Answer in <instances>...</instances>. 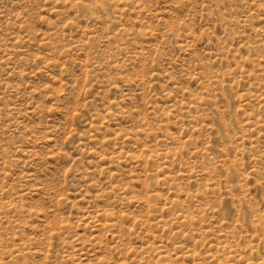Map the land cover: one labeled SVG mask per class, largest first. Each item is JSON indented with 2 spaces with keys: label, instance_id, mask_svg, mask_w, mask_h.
<instances>
[{
  "label": "rangeland",
  "instance_id": "rangeland-1",
  "mask_svg": "<svg viewBox=\"0 0 264 264\" xmlns=\"http://www.w3.org/2000/svg\"><path fill=\"white\" fill-rule=\"evenodd\" d=\"M0 264H264V0H0Z\"/></svg>",
  "mask_w": 264,
  "mask_h": 264
}]
</instances>
